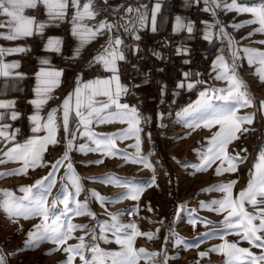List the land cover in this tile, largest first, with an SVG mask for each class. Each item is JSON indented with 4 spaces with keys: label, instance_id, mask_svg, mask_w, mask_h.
<instances>
[{
    "label": "rangeland",
    "instance_id": "rangeland-1",
    "mask_svg": "<svg viewBox=\"0 0 264 264\" xmlns=\"http://www.w3.org/2000/svg\"><path fill=\"white\" fill-rule=\"evenodd\" d=\"M259 4L237 2L238 6L244 8H255ZM221 18V22L225 24L224 33H227V37L235 45L230 47L228 38L223 34L218 50L225 56L230 70L246 85L252 100V106L240 108L237 116H251L253 122L243 124L242 130L237 133L239 138L227 147L230 156L242 158L236 162V171H222V174L217 175L218 167L227 168V162L222 164L220 160L201 170L203 160L211 147V139L220 127L216 125L209 129L203 127V123L235 107L234 102L228 98V82L215 78L217 81L214 89H210L208 96L211 99L207 116L198 115L201 112L198 110L192 116L182 117L180 130H174L168 119L165 125L160 124L157 129L152 130L146 128L142 122L144 131L143 135L142 132L139 134V155L150 167L133 162L137 151L135 137H132L117 140L115 156L94 152L87 155V160L75 164L73 169L79 177L83 191L78 197L70 198L68 209L64 208L63 200L70 193L74 194L75 189L66 176V169H58L56 183L50 192H45L44 187L33 188V197H42L47 201L49 223L58 221L64 226V231L69 224L77 226L71 233L72 238L65 245L59 246V250L58 245L51 241L34 243L30 240L29 233L35 232V226L42 222L40 217L31 213L28 218L24 215L11 216L0 207V257H3L5 264H66L68 254L64 252V248L79 245L81 237L85 244L84 255L89 261L95 255L91 251L94 247L102 252H119L122 249L115 242L117 237L125 238L132 233V228L123 227L118 232L117 227L128 225H135L141 233L153 234L152 239L144 235L136 236L133 241L135 249L143 248L147 253H159L150 260L140 259L139 264H226V257L211 251L213 248L219 247L225 241L247 248L244 243L246 241L238 235L229 234L232 230L225 228L223 221L226 214L213 210V201L221 200L224 193L212 189L235 182L233 198L238 196L247 188L255 171L254 166L264 154V83L257 75L260 65L250 64L243 52L245 48L264 51V44L259 43L264 40V34L255 32L258 24H247V21L253 19L250 13L225 10ZM234 25L245 26L237 29ZM233 51L237 53L235 59ZM196 125L201 127H195ZM118 132L121 130H113L112 134ZM125 155L127 160L124 159ZM0 160L4 161L0 163V173L6 174L0 176V201L5 198L4 192H10L25 207H31V198L23 200L25 194L21 189L34 186L52 170L35 167L29 168L26 174H9L19 170L22 162L9 161L4 154H0ZM100 160L103 163H97ZM109 177L121 183L115 185L101 182ZM129 187L144 189L139 200L122 198ZM93 191L104 198L103 204L91 197L90 193ZM75 200L82 203L86 201L87 210L93 215H75ZM245 206L249 212H253L251 205ZM113 216L116 217L115 221ZM193 220L196 221L195 226L191 223ZM255 223L258 224L259 221ZM200 253L207 255L201 257ZM73 264L84 262L77 256ZM105 264H111V260H106Z\"/></svg>",
    "mask_w": 264,
    "mask_h": 264
},
{
    "label": "snow or ice",
    "instance_id": "snow-or-ice-1",
    "mask_svg": "<svg viewBox=\"0 0 264 264\" xmlns=\"http://www.w3.org/2000/svg\"><path fill=\"white\" fill-rule=\"evenodd\" d=\"M72 6L76 8V13L73 16V31L72 34L80 39L81 44H85L94 39L99 33H101L105 28L111 29V25L101 23L95 30L87 27L80 23L85 18L94 19L95 12L91 8V0L88 3H84L82 8L79 0H71ZM216 7H221L220 4L216 3V0H212ZM38 4H43L47 17L49 21H59L63 20L66 15V10L68 8V0H0V17H6V21L0 22V28H7L8 34L2 38L9 40H15L20 38L31 37L35 34H42L44 29L49 25L46 22H38L34 17L25 15L26 9L36 8ZM224 9L227 11H236L238 13H250L253 17L252 20L247 21V24H258L259 27L255 32L264 34V0L258 7L255 8H244L237 5L236 0H232L231 4L223 5ZM206 11L208 9H205ZM128 11H132L129 9ZM160 11V4L155 5L154 10L151 14V30L156 31V15ZM146 16L141 15L139 18L140 26H144ZM245 25H234L235 28L239 29ZM191 33L193 31V26L191 23L185 25L179 18L176 20V30L181 31L183 29ZM223 32V29H221ZM227 37V33H223ZM254 34V33H253ZM139 39V36L135 37ZM210 34L205 36V39H210ZM228 38L229 46L234 47L235 42ZM259 43L264 44V40L259 41ZM61 41L58 39H49L47 42L48 50L60 51ZM122 44L120 39L110 40L108 47L105 48V54L96 58V62H102L105 70L113 73L111 79L109 80H97L90 84L84 85V90L77 87L73 94H70L63 102V129L67 133L69 131V117L70 113L74 110L75 116L79 120V124L83 129L81 135L87 137L92 144L95 145L94 148L89 147L87 144H82L79 151L83 153L87 152H100L106 156H115L117 154L116 142L117 140H124L128 138L135 137L136 140V151L137 155L133 158L134 163L143 164L144 167H150L147 161L139 155L140 152V132L142 129L139 127L141 120L139 113L134 107H129L128 104H121L119 102L120 96L126 93L128 90L126 87L122 86L119 82L117 67V61H123L125 56L119 51V46ZM14 52H22L23 48L13 49ZM79 52V49H77ZM186 53V50H184ZM246 53L248 61L250 64H259L260 67L257 69V75L260 81L264 83V51L243 49ZM177 54H182L181 49H177ZM0 55H3V50H0ZM233 58H236V51L232 53ZM187 62V61H185ZM47 63V61H44ZM18 67L17 64H4L0 66V75L8 76L9 72L2 69H10ZM219 68L220 72L217 75V79L226 80L229 84L227 90L228 98L231 99L235 107L225 113H221L213 116L211 119L206 120L203 123V127L211 129L216 125H219V131H217L211 139V147L208 149V154L203 160V165L201 170H205L216 160H220L223 164L227 162V168L223 169L218 167L216 169L217 175L222 174V171L235 172L237 169V161L242 160L239 156H230L227 153L228 145L235 139H238L237 133L242 130L243 124H251L253 118L251 116L239 117L237 116V111L240 108L251 107L252 100L246 89V85L243 81L239 80L234 71L230 70L229 65L224 61L223 57H219L214 69ZM50 76L58 78L60 72H47L40 73L39 76ZM188 77V73L184 74ZM58 81H51L52 84H56ZM115 84V89L113 90L112 85ZM183 87V84L179 85ZM189 89L193 87L191 83L187 85ZM52 89H45L46 92H50ZM37 96H40L41 89L37 87ZM75 96L74 108L72 105V99ZM98 96L107 97L106 101H99L94 99ZM48 97L41 98L39 100L31 101L35 104L37 109L46 102ZM208 99L207 93H201V100L199 104H205ZM12 107V104L0 103V109ZM114 107L115 111H109ZM264 107V105H262ZM3 117L0 116V119ZM12 119H17V114H12ZM33 123L32 132L39 133L40 131H45L46 135L43 137H37L27 140L23 144H17L15 147L9 149L4 155L7 156L9 161L12 162H22V167L15 173L9 174H26L29 168H35L37 166H45L42 163L43 153L47 150L48 145H56L57 140V124H56V113L55 110L51 112L47 121L44 124L40 123L41 117L39 115H33L30 117ZM126 123L129 127L121 132L113 133L111 135L97 134L91 131V125L103 124V123ZM195 127H201V125H196ZM247 131V129H243ZM79 131V129H77ZM74 135V134H72ZM0 138L5 140H12L14 136H9L3 127H0ZM73 149L72 140L69 139L66 144V150L62 159L57 160L51 165L52 171L49 172L48 176L37 181L32 187H24L21 191L25 194L22 198L23 200H29L31 207H25L21 201H17L10 192H4L5 197L0 201V207L6 210L11 216L24 215L28 218V214L31 213L33 216H38L41 218V223L35 226L36 231L29 233V238L32 242L38 243L40 241H51L59 246L65 245L69 239L72 238L71 233L77 229V226L69 224L67 230L64 231L63 225L58 221L53 220L49 223V208L47 201L42 197L36 199L33 197V188L44 187L45 192H50L53 185L56 183L55 176L60 167L64 166V161H69L66 168V176L70 180L72 186L75 189V193H70L69 196L65 197L63 200L64 208L68 209L70 198L78 197L83 191L80 184L79 177L76 176L73 166L70 162L69 152ZM124 159H128L125 155ZM0 160V163H3ZM97 163H103V160L97 161ZM255 171L252 174V179H250L248 186L245 190L241 191L238 196L233 198V187L235 182H230L227 184H222L214 189L213 191H219L224 193V197L219 201H213L215 206L213 210L224 215L223 224L226 229L232 230L229 234L238 235L242 240L247 241L252 247H256L262 250L260 255H255L247 248H240L236 243H228L225 241L224 244L217 248H213L211 251L222 254L226 257V264H264V154L260 156L259 162L254 166ZM6 174L0 173V176ZM47 181V184H45ZM101 182L106 184L119 185L121 182L115 178H107ZM154 183V180L152 181ZM144 191L141 187H129L127 193L122 198H128L132 200H139L142 192ZM91 197L100 201L101 204L104 202V198L101 197L96 192L90 193ZM76 211L75 215H93L87 210V202H80L75 200ZM251 205L254 209L253 212H249L245 205ZM55 204H53V207ZM205 207V205H201ZM112 219L115 221L116 217L113 216ZM259 221V223H255ZM195 226L196 221L191 222ZM115 226V225H114ZM123 227L132 228V233L126 235L125 238L121 239L119 236L116 239V243L121 246V251L119 252H102L98 247L91 249L95 253L93 258L89 261L84 255L85 244L83 237L80 238L81 243L75 247L69 246L64 248V252L68 254L66 264H73V261L78 256L84 264H105L106 260H111V264H139L140 259L145 258L147 260L155 258L159 253H147L145 249L141 248L139 250L135 249L133 246V241L136 236H147L148 239L153 238L152 233H141L135 225L119 226L117 231H121ZM223 239V237H221ZM201 257L207 255V253H200ZM0 264H5L3 257H0Z\"/></svg>",
    "mask_w": 264,
    "mask_h": 264
},
{
    "label": "crops",
    "instance_id": "crops-1",
    "mask_svg": "<svg viewBox=\"0 0 264 264\" xmlns=\"http://www.w3.org/2000/svg\"><path fill=\"white\" fill-rule=\"evenodd\" d=\"M105 1L106 0H91V8L96 14L95 18H85L80 23L92 28L93 30H95L101 23L111 25L112 27L110 30L105 28L94 39H91L90 42L83 45L81 44L80 39L72 34L74 27L72 18L76 13V8L72 6L71 0H68L69 6L66 10L64 19L54 22L48 20L46 9L44 5L41 4L43 7V13L42 16L36 20L38 22H46L49 26L44 29L42 34L34 33L33 35L37 37V51L35 53V67L30 79V92L28 97L24 99L25 105L28 108V114L23 121L22 127L18 126L20 118L19 107L24 94L22 54L28 50L27 39L29 37L15 40L2 38L8 34V29L0 28V50H3V55H0V66L4 64L18 65L16 68L2 69L9 72L8 76L0 75V103L12 104V107L0 109V116L3 117L0 119V127H3L9 136H14V139L12 140L0 138V154L6 153L12 147H15L17 144H23L29 139L45 136L46 132L43 130L39 133L32 132L34 125L30 120V117L33 115H39L41 117L40 123L44 124L47 121L48 115L55 110L58 143L54 146L48 145L42 158V163L45 166H37V168L52 170L51 165L57 160L62 159L69 139H71L73 143V149L69 152L70 162L73 168H75V164H78L80 161L87 160V155L94 153L87 152L85 154L79 151L80 146L82 144H87L89 147L94 148L95 145L92 144L87 137L81 135L83 129L79 124L78 118L75 116L74 110L70 113L69 117V131L67 133L64 131L62 105L64 100L68 98L70 94H73L77 87L84 90L85 84H90L97 80L111 79L113 73L105 70L102 62H96L97 57L105 54V48L108 47L109 41L117 38L122 41V44L119 46V51L123 53L125 59L123 61H117V67L119 70L122 63L137 62L143 52H146L149 56L153 57L156 62H159L164 53V46H159L158 39L154 36L164 33L166 29H171L177 35H184L183 46L180 48L182 50V54L180 55L185 54L184 50L187 51V48L192 41V35L195 31H198L201 34L203 45L205 47L213 40L218 41L219 45V40L224 37V30L223 32L221 31V29L225 26V24L221 22V15L225 11L223 5L232 3V0H216V3L221 5V7L217 8L216 4H214L212 0H204L206 9L208 10L206 11L200 25L195 28L189 18V10L191 8V2L189 0H179L172 15L170 10L167 9L159 0H130L127 3H124V0H117L116 4L110 5L109 12L114 14L111 18L107 17L104 12ZM88 2L89 0H79L81 8L84 3ZM157 3L160 4V11L156 15V31L153 32L151 30V14ZM254 3H261V0L248 4ZM129 9L132 11H128ZM30 11L31 9H26L24 14L32 17ZM141 15L146 16L143 27H141L139 23ZM177 18H179L185 25L191 23L193 31L189 33L186 28L181 31H177ZM6 19V17H0V22L6 21ZM64 22L67 23L65 63L61 67H58L57 61L61 57L64 45L63 38L60 33L61 24ZM209 34L211 38L205 39V36ZM136 36H139V39H136ZM49 39H58L61 41L59 46L60 51L57 52L54 50H48L47 42ZM143 43L147 44L145 51L142 49ZM17 48H23L24 51H11ZM77 49H79V52H77ZM221 54L222 52H220L217 48L212 58H207V56H205L209 62L207 68L203 71L186 69L181 73L180 80L177 84V90L179 93L189 92L195 85L199 84H209L210 86L209 88H202L194 92H189L192 95V101L184 103L180 111H174L168 116L162 109L165 99V89L168 86V82L166 80L157 82L155 93L154 95H151L147 83L144 64H140L137 67L135 74L130 76L128 79L121 78L118 74L120 84L128 90L120 96L119 102L121 104H128L129 107H134L137 110L141 120L139 127L142 129V135L144 131L142 122L145 124V127H149L150 130L155 128L157 129L160 124L165 125V121H167L168 117L171 116V119L168 122L169 125L174 130H180L183 122L182 117L192 116L198 110L201 111L198 115L203 117L207 116L211 98H208L205 104H199L201 100V93H207L208 96H210V89H214V84L217 81L215 78L220 72L219 68L214 69V65L216 64L218 58L222 56L224 61L228 64L225 56ZM44 61H47V63H44ZM92 67L107 71L109 76L85 77L84 70ZM63 70L66 71V75L63 74ZM42 72H60L61 75L58 78L40 75L38 80L37 77ZM185 73L189 74L187 78L184 75ZM53 80H57L58 82L56 84H52L51 81ZM189 83L193 85L191 89L187 87ZM180 84H183L184 86L180 87ZM37 87L41 89L40 96H37ZM47 88H51L52 90L50 92H46L45 89ZM112 88L113 90L115 89V84L112 85ZM44 97H48V99L40 106L39 109H37L35 104L31 103V101L39 100ZM94 99L106 101L107 97L98 96ZM71 103L74 108L75 96H73ZM109 111H115L114 107L109 109ZM13 113L17 114V119L15 120L12 119ZM128 127L129 126L126 123L118 122L103 124L94 123L91 125V131L97 134L111 135L113 130H115V132L117 130L123 131ZM77 129H79V131H77ZM156 131L158 132V130ZM71 159L73 161H71ZM68 162L69 161H64V166L59 169H66ZM237 240L238 238L236 237V241ZM244 243H246L247 248L250 249L252 253H262L261 249L252 247L247 241Z\"/></svg>",
    "mask_w": 264,
    "mask_h": 264
},
{
    "label": "built area",
    "instance_id": "built-area-1",
    "mask_svg": "<svg viewBox=\"0 0 264 264\" xmlns=\"http://www.w3.org/2000/svg\"><path fill=\"white\" fill-rule=\"evenodd\" d=\"M98 1V0H97ZM162 4L170 10L171 15L177 6L179 0H159ZM191 2V8L189 10V18L191 23L197 28L206 14V4L204 0H189ZM227 1V0H222ZM32 17L39 19L43 13V7L38 4L36 8L30 11ZM61 36L63 38V51L60 59L57 61V66L61 67L65 63V51L67 42V23L61 24ZM158 39V45L164 46V53L159 62L149 56L146 52H143L140 59L136 62L122 63L119 76L124 79H128L135 74L137 67L140 64H144L146 69L147 83L151 95H154L157 82L166 80L168 86L166 87L165 99L162 105V109L166 114L174 111H180V105L182 103H189L192 101V95L189 92H181L177 90V84L180 80L181 73L186 69H192L195 71H203L208 66V59L205 57L204 45L201 34L195 31L192 35V41L187 48V51L183 55L177 54V49L183 46L184 35H177L171 29H166L164 33L154 36ZM28 50L22 54L23 59V85L24 94L19 107L20 118L18 126H23V121L28 114V108L25 105L24 99L29 95L31 88V74L35 67V53L37 51V37L31 36L27 39ZM146 43L142 44V49L145 51ZM187 61V62H185ZM63 74L66 75V71L63 70ZM85 77H108L107 71L98 68H87L84 70Z\"/></svg>",
    "mask_w": 264,
    "mask_h": 264
},
{
    "label": "trees",
    "instance_id": "trees-1",
    "mask_svg": "<svg viewBox=\"0 0 264 264\" xmlns=\"http://www.w3.org/2000/svg\"><path fill=\"white\" fill-rule=\"evenodd\" d=\"M130 0H124V3L129 2ZM117 3V0H106L104 5V12L107 15V17L111 18L114 16L113 13L109 12L110 10V5H114ZM218 48V41L213 40L212 42L209 43L208 46L204 47V53L205 56H207V58H212V56L214 55L215 51ZM209 84H199V85H195L189 92H194L198 89H202V88H209ZM171 119V116L168 117V120Z\"/></svg>",
    "mask_w": 264,
    "mask_h": 264
},
{
    "label": "bare ground",
    "instance_id": "bare-ground-1",
    "mask_svg": "<svg viewBox=\"0 0 264 264\" xmlns=\"http://www.w3.org/2000/svg\"><path fill=\"white\" fill-rule=\"evenodd\" d=\"M236 1H239V2H241V3H253V2H256V1H258V0H236ZM183 105H184V103H182V105H180V109H182V107H183Z\"/></svg>",
    "mask_w": 264,
    "mask_h": 264
}]
</instances>
